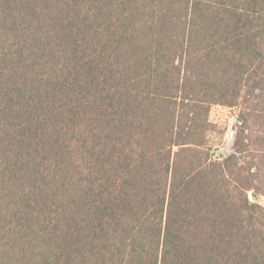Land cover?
I'll use <instances>...</instances> for the list:
<instances>
[{"label": "trees", "instance_id": "16d2710c", "mask_svg": "<svg viewBox=\"0 0 264 264\" xmlns=\"http://www.w3.org/2000/svg\"><path fill=\"white\" fill-rule=\"evenodd\" d=\"M250 194L264 0H0V264H264Z\"/></svg>", "mask_w": 264, "mask_h": 264}, {"label": "rangeland", "instance_id": "374dc122", "mask_svg": "<svg viewBox=\"0 0 264 264\" xmlns=\"http://www.w3.org/2000/svg\"><path fill=\"white\" fill-rule=\"evenodd\" d=\"M238 114L239 110L235 108L231 109L221 106H214L211 110V121L218 126L217 133H219L215 135L213 141L215 144L219 145L220 150L224 154H229L232 150V145L238 126ZM250 199L264 207V197L257 199L253 196V194H250Z\"/></svg>", "mask_w": 264, "mask_h": 264}, {"label": "water", "instance_id": "95a60500", "mask_svg": "<svg viewBox=\"0 0 264 264\" xmlns=\"http://www.w3.org/2000/svg\"><path fill=\"white\" fill-rule=\"evenodd\" d=\"M255 197H257V196H255Z\"/></svg>", "mask_w": 264, "mask_h": 264}]
</instances>
